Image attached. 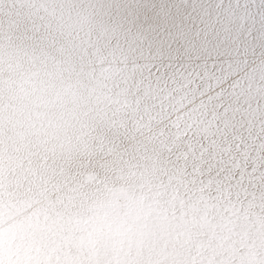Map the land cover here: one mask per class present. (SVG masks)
I'll return each instance as SVG.
<instances>
[{
    "label": "clouds",
    "instance_id": "9594fccd",
    "mask_svg": "<svg viewBox=\"0 0 264 264\" xmlns=\"http://www.w3.org/2000/svg\"><path fill=\"white\" fill-rule=\"evenodd\" d=\"M0 264H264V0H0Z\"/></svg>",
    "mask_w": 264,
    "mask_h": 264
}]
</instances>
